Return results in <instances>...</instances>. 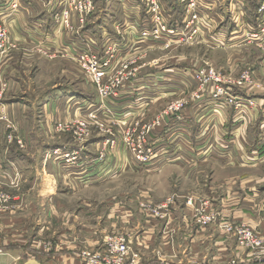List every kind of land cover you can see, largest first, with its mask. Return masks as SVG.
Returning <instances> with one entry per match:
<instances>
[{"label": "crops", "instance_id": "crops-1", "mask_svg": "<svg viewBox=\"0 0 264 264\" xmlns=\"http://www.w3.org/2000/svg\"><path fill=\"white\" fill-rule=\"evenodd\" d=\"M12 1L0 0V15L4 17L6 24L10 23L12 40L25 47H51L52 52L60 55L63 53L62 56L65 55L64 57L67 58L73 57L76 52H86L89 49L98 50L102 54L110 39L119 41L121 49L127 56L137 53L134 52L137 46L147 48L149 51L156 47L150 40L143 42L139 40L138 35L141 33L138 31L139 26H144L141 31L145 28L144 16H141L140 5L134 4L132 0H97L95 2L96 11L86 19L80 31L76 30L72 34L66 28L58 30L59 27L54 26V15L62 9L64 0H22L23 3L16 10L11 9L9 5ZM100 1L104 2L102 8L98 6ZM235 1L239 5L247 4L246 7L250 12L246 14L247 17L242 16V21L238 22L236 21L241 19V14L234 11L237 8ZM244 1L230 0V8L233 10V17L232 19L229 17L230 20H225L227 16L219 12L217 7L211 10V24L215 23L216 26L213 32L206 34L207 46L228 49L230 52H241L242 49L247 52L258 50V44L250 43L246 35L253 28L259 27L257 10H255L256 4L259 5V3L255 0L252 5L249 2L245 4ZM74 25L75 27L80 26L77 16L74 18ZM216 29H218L217 33ZM10 54L5 56L4 61H0V75L2 71L9 67L12 68L15 61L19 60L17 56L19 52ZM185 63L187 66L166 64L157 65L160 67H154L155 65L141 67L139 76L126 83L117 97L107 98L102 104L95 86L80 74L76 76L84 80V84L81 86L83 92H79V95L71 93L72 91H61V87H57L53 89L50 97L39 102L37 100L31 102L30 99L14 102L8 93H5L7 94L5 97H0L1 113L6 107L10 116H15L18 128L24 130V133L22 132L24 138L31 132L30 120L22 115L26 111L29 113L25 105L28 108L29 105L37 104V118L42 131H46L44 122L87 118L90 112L98 108L102 111L100 119L108 125L114 122L119 126L127 123L133 124L137 119H141L142 122L148 119L151 123L160 117V124L152 129L149 136L156 151L149 164L143 166L136 162L123 143L120 145V140L117 150L114 148L110 151L109 149V159L103 163V167L107 169L110 167L115 172L119 170L121 173L130 171L155 175L156 182L149 186L154 188L155 195H150V198L133 196L126 207L117 203L114 208H108V210L104 204L95 208L100 213L92 214L96 215L94 225L87 223L76 226L81 231L86 230L87 235H90L89 237L84 233L81 234L86 238L84 250L90 249L94 252L103 250L106 235L127 232L132 235L134 250L143 249V252L148 250L145 252L149 255L145 264H213L229 261L228 257L223 256V258L222 255L234 256L236 254L234 250L238 251L240 247L232 236L225 231L222 232L216 224L207 226L195 224L194 208L181 200L182 197L187 198L191 194L194 197L190 198H193L198 206L203 199H208L212 208L217 209L222 218L234 222L249 221L253 230L264 237V194H262V189L259 191L258 188L252 187L257 183H264V176L258 181L248 174L259 166L264 167V136L262 139V134L256 135L258 131L255 129L258 121L261 124L260 128L264 127V91L262 89L260 91L258 87L241 90L242 95L252 97L259 103L256 108L246 109L242 113L234 111L231 107L217 104L211 100L208 93L202 99L188 98L192 90L191 86L195 82L193 73L189 72L188 62ZM260 64L264 68V61ZM259 65L254 67L256 72ZM262 67L261 70H263ZM68 79L71 82L77 81L72 80L71 77ZM178 94L180 99L186 101L185 106L180 112L168 111L170 101ZM21 104L24 108H21ZM107 109H110L111 113H108ZM145 112L148 117H145ZM4 133L5 130L2 129L1 135ZM119 133L105 137H114L118 140V137H121ZM258 138L262 141H257ZM104 141V139L97 138L92 140L91 144L89 143L93 148L90 150L87 148V152L96 150L97 153L90 156L85 153L86 161L89 160L87 165L97 168L99 160L93 158L97 157ZM70 145L69 148L74 146L73 149L78 148L76 143ZM64 148V151L69 150ZM58 156L62 158V155H54L52 152L49 160L51 175L57 174L58 177L55 186L62 181L70 182V178L78 182L81 178L72 174V171L76 173L78 168L67 163H63L61 167L57 161ZM259 158L261 161H258ZM9 165L10 163L4 167H9ZM0 167H2L1 162ZM207 169H211L214 174L210 184L202 178ZM175 172L179 175L173 176ZM91 176L86 183L90 187L102 185L112 179L107 178L101 181L94 180L96 178ZM158 182L165 184L164 191L161 187L155 186ZM195 182L200 190L204 191L205 186H210L211 191L204 195L194 191H188L185 195L178 193V197L173 199L170 207L168 204L167 208L159 211V214H153L150 210L146 212L140 208V202L145 201L158 209L171 198L169 192L175 184L178 187L179 184L182 186L192 184L193 186ZM44 183V177H42L38 182L42 190H44ZM176 189L180 192L179 188L176 187ZM239 189L244 191V197L240 196ZM157 191L158 195H156ZM252 194L261 195L263 199L255 204ZM82 199L86 202L90 200L87 205L92 207L90 209L92 211L94 209L92 199L94 198ZM105 210L106 213H103ZM74 220H77V216ZM68 249L69 258H60L59 264H83L78 258L80 251L74 252V249H77L76 246L74 249ZM156 253H164V256H172L175 259L169 263H163ZM74 256L77 257L74 258ZM145 257L147 256H144V259ZM12 261L10 256H0V264H11ZM257 263L264 264V262Z\"/></svg>", "mask_w": 264, "mask_h": 264}, {"label": "rangeland", "instance_id": "rangeland-1", "mask_svg": "<svg viewBox=\"0 0 264 264\" xmlns=\"http://www.w3.org/2000/svg\"><path fill=\"white\" fill-rule=\"evenodd\" d=\"M17 1L19 5L16 9H19L20 4L23 2L22 0ZM102 2L103 1L98 2V6L101 8L104 5V2ZM235 2L237 3V1ZM244 2L245 4L249 2L253 5L255 0H245ZM262 2H264V0H257L259 6L262 4ZM9 5L11 9H13L12 2H10ZM230 5V0H218L217 10L222 12L224 16H227L225 20H228L229 17L232 19L233 17V10H231ZM246 5H239L237 3V8L234 9V11L238 12L239 15L241 14V19L239 21H242V16L247 17L246 14L250 13L248 11L249 8L246 7ZM63 8L64 6L62 9ZM224 11L226 12L224 13ZM0 18L3 26L7 29L11 40L12 35L10 30L11 27L9 25L10 23L6 24L4 17L1 15ZM215 26L216 24L214 23L213 27L215 28ZM143 27L144 26H139L138 31L141 32ZM213 27L210 25V30L207 32V34H210V32L214 31ZM76 30L80 31L81 25H78L73 31H70L71 34L76 32ZM217 30L218 29H216V33ZM11 41L16 43V48L10 49L5 54L1 55L0 61H4L5 56L9 53L14 54L15 52L20 53L17 55L19 56V60L15 61L16 63L12 66V68L9 67L7 70L2 71L0 75V97L3 98L7 95L5 93H8V96H11L12 101L14 102H23L27 99H30L31 102H35L36 100L39 102L44 98L50 97L53 89L57 87H61V91H72L71 93H76L75 95H79V92H83L81 90V86L84 84V80L82 81L76 76L83 74L78 63H76L74 60L64 57L65 55L62 56L63 53L60 55L57 52H52L51 47H44V50L48 51L45 52L39 50L38 47H25L19 45L15 40ZM151 43L152 45L154 44L156 46L151 51H149L147 48L143 49L141 46H137L134 49V52L137 53H132L127 56L128 59L130 58L129 62H133L134 60L131 65L132 67L142 66L144 68L146 66L154 65V67H160L166 64H185L187 66V63L185 62H188L190 73H193L197 68H202L203 66L214 68L224 78V80H228L230 78L237 83L241 82V76L243 72L249 68H252L251 72L249 73L250 82H247L246 86H248V84H254V87H258L260 91H264V68L260 64L264 61V49L260 47H258L259 52L258 50L254 52H247L245 49H242L241 52H230L228 49L224 48H211L204 42L179 45L175 44L170 47H165L158 41L151 40ZM122 55H125V52ZM258 65V71L256 72L254 67H257ZM261 67L263 70H261ZM150 68L152 69V67ZM69 77H71L72 80L77 81L71 82L68 79ZM69 85H72L73 87L68 88L67 86ZM194 85L191 86L192 90L196 89V84ZM244 89L246 90L245 86L242 90ZM192 90L188 94V98H193ZM179 99L180 97L178 94V96L173 98L170 103H173ZM29 107L27 108L25 105V109L28 110L29 113L26 111L24 114H22L24 118L30 120L31 124V132L28 133L26 138L22 136L24 130H22L20 127L18 128V124L15 121V116H10L6 107L3 112L4 114L1 113L0 110V162L2 163V167H0V245H2L0 248V256H10L13 260L11 264H27L28 262L31 264H59V260H61L60 258H69L68 248L74 249L76 246L77 249H74V252L78 253V251H80L78 258L83 262V264H87L82 253L84 251H89L90 249L84 250L86 238L81 236V234L84 233L87 235L88 233H86V230L81 231L79 228L77 229L76 226L87 223L88 225H94V219L96 218V215L100 213L99 211H96L95 208H99L101 204H104L108 210V208H114L117 203H120L121 206H128V203L131 202L130 200L133 199V196H135V198H138V196L139 198H150V195H155L154 188L149 187L151 184L156 182L154 177L155 175L145 172L134 173L130 171L121 173L119 170L115 172V170L111 169L110 167L108 169L107 167H103V163L106 161V159H109V149L110 151L114 148L117 150L119 140L121 142L120 145L123 143V145L126 147V142L123 141L122 132H132L135 122L133 124L127 123L126 125L122 126L116 125L114 123L108 125V123H104L101 120H90L88 118L89 114L91 113L90 112L87 115V118H76L73 120L68 119V121L74 122V126L70 127V129H64L63 127H60V124L64 126L65 123L68 122L67 120L53 122L50 120L51 125L48 121L44 122L46 131H42L40 128L39 119L37 118V104L32 106L29 105ZM1 108H3V106H1ZM21 108H24L22 104ZM13 111L15 112L14 109ZM94 111H97V109ZM145 113V117H148L147 112ZM83 121L93 122L90 129L86 130V132L88 131L90 133L89 137L86 139L79 138V134L77 133V131H80L78 130V127H82V124H85ZM149 122L147 119L145 122L141 123L143 125L148 124ZM260 125L261 124L259 121L255 125V129L258 131L256 135L262 134L261 138L263 139L264 127L261 126L260 128ZM2 129L3 131L5 130V133L1 135ZM142 129L143 127H141V130ZM108 130H110L112 133L120 132L119 135H121V137H118V140H116L113 147H111V145H107L106 147L105 145V142L108 138L105 136L111 135L109 134ZM82 135L86 134L82 133ZM75 136L77 137V140H75ZM97 138L104 139L105 141L102 143V148L100 151H98L97 157L93 158L95 160H99L96 168L95 166L93 167L87 165L89 160L86 161L85 153L89 156L97 153L96 150H93V152H87V148L89 150L93 148L90 146V142ZM260 140L261 139L259 138L257 139V141ZM71 143L80 144V147L76 146L78 147L76 149H73L75 146L69 148ZM65 146H67V148H64ZM63 148L69 149L67 151H79L80 156H78L77 160L73 161L74 166H76L78 169L76 170V173L73 170L72 174L81 179L78 182H75L72 178H70V182L62 181L57 184V186H55L57 180L56 178L58 177L57 174L55 176L51 175V170H49L51 169L49 166V160L52 152H54L56 149L63 150ZM102 150H105L104 157L100 156V152H102ZM64 159V156H62V158L61 156L57 157V161L61 164V167L63 166V163H66V159ZM258 161H261L260 158ZM9 163V167H4V165L6 166V164ZM88 166L90 168H88ZM251 172L252 173L249 172L248 174L260 181V177L264 176V167L259 166ZM177 175H179L177 172L173 174V176ZM213 175V171L211 169H207L202 175V178L206 179L210 184L212 182L211 178ZM89 176L96 178L94 180L101 181L105 179L107 180V178L112 179L107 180L102 185L98 184L95 187H90V185L86 184L89 181ZM42 177H44L45 182L44 190H42L41 185L39 186L38 184ZM164 185L165 184L163 182H158L155 186L161 187L164 191ZM176 187L180 189V192L176 189ZM252 187L258 188L259 191L262 189V194H264V183H257ZM56 188H58V190ZM205 188L207 191L200 190V188L196 186V182L193 186L192 184L187 186H182L179 184L178 187V185L175 184V187L170 189L171 192H169V195H171L173 202V199L178 197V193L185 195L188 191H194L200 192L202 195H204L211 191L210 186H205ZM238 191L239 194H241L240 196H245L243 190L239 189ZM158 193L159 192L157 191L156 195H158ZM254 194H252L254 203H260L263 198H261V195L255 196ZM192 196L193 195L191 194L188 195L187 198L182 197L181 200L183 203L185 202V204L188 205L187 201ZM87 197L94 198L92 199V205L95 211L94 209L90 211L92 207H88L87 205L89 204L90 200L86 202L84 199H82ZM203 201L208 202V199H203ZM172 202L168 207H170ZM148 204L149 202L141 201L140 208L146 212L152 209L151 212L153 213V209L155 208H148ZM83 206L86 208L85 210ZM192 208H194L193 219L195 224L200 226V223L197 222L196 218L198 203L195 204L194 200ZM162 209L164 208L158 207V211H161ZM93 213H96V215L94 214L93 216ZM103 213H106V210ZM76 216L78 221L74 220L76 219ZM215 222L216 223L214 224L217 226L223 225V223H235L237 225L246 224L252 228V224L249 221H228L222 218L221 214L219 217H217ZM211 224L213 223H207V225ZM221 231L223 232L224 230L221 229ZM118 234H126L127 237H129V245L132 251L138 255V257L135 259V263H133V260H131V255L128 259H126L125 264H145V260L147 261L149 256L145 252L148 250L146 249L143 252V249H141L143 254L140 250H134L131 240L132 235L130 233H110L106 235V239ZM227 234L232 236V238H234L237 242L235 234ZM87 236L90 237V235ZM237 245L240 247V249L238 251H236V249L234 250L236 253L235 255L233 254L234 256H227L226 254L222 255V257H228L229 261H220L219 263L213 264H258L257 262H252L253 260H257V256L255 255L256 250L248 247H241L238 242ZM80 246L82 248H80ZM103 250H105V248ZM103 250H99L97 252H101ZM144 256L147 257L144 259ZM156 256H159L161 262L163 263H169L175 259L172 256H164V253H156ZM75 257L77 256H74V258ZM113 260H111V262ZM103 264L109 263L104 262Z\"/></svg>", "mask_w": 264, "mask_h": 264}, {"label": "built area", "instance_id": "built-area-1", "mask_svg": "<svg viewBox=\"0 0 264 264\" xmlns=\"http://www.w3.org/2000/svg\"><path fill=\"white\" fill-rule=\"evenodd\" d=\"M144 1L146 15L144 16L143 24L145 28L139 34L140 36L138 35L140 41H158L165 47L195 42L206 43V34L210 30V25H212L210 12L217 7L218 0H180V3L184 5L185 15L182 23L176 25L169 23L171 19L169 14L170 8L165 0ZM18 5L17 0L12 1L13 9H16ZM95 11V0H64V8L54 15V26L59 27L58 30L65 27L66 30L73 31L75 29L74 18L77 16L81 28H83L86 19ZM257 13L259 27L253 28L246 37L250 43H257L260 48L264 49V2L259 6ZM11 40L0 18V56L8 50L16 48V43ZM38 49L45 51L43 46L38 47ZM123 53L121 43L117 40L113 41L110 39L102 54L98 50L94 51L89 49L86 52H76L73 57H70L78 63L83 76L95 86L101 104L107 98L117 97L126 83L139 76L138 73L142 66L132 67L131 65L134 60L133 62H129L130 58L125 57L127 55H122ZM251 70L252 68H249L244 71L241 76V82L237 83L230 78L224 80L214 68L204 66L197 68L193 72L196 89H193L192 97L202 99L208 93L212 101L225 107H231L234 111L240 113L246 109L256 108L258 105L256 99L240 93L244 86L246 89L254 88L255 86L254 84H248L246 86L247 82H250L249 73ZM185 103V100L179 99L169 105L168 111L180 112L185 106ZM99 111L102 113L100 108H98L97 111L91 112L88 118L93 121H100ZM107 112L111 113V110L107 109ZM83 122L85 124H82V127H78L80 131H77V133L79 134V138L86 139L90 135L86 130L90 129L93 122ZM141 122V120L137 119L132 132H123V141L126 142V148L133 155L134 160L141 165H147L156 154L149 136L152 129L160 124V117L148 124L142 125L143 122ZM114 124L116 123L114 122ZM72 126H74V122L72 121L66 122L64 126L60 124V127L64 129H70ZM141 127H143L142 130ZM108 132L112 136L116 134L110 132V130ZM82 133L86 135H82ZM75 140H77L76 136ZM115 142L116 139L111 137L106 140L105 145L106 147L107 145L113 147ZM77 145L80 147V144ZM60 150L56 149L54 154L64 156L67 164L74 165L73 161L77 160L78 156H80L77 150ZM100 153L101 157L105 156V150H102ZM193 200V198H190L187 204L192 206ZM166 202V204H162L159 208H167V205L172 202V199L169 198ZM147 207L152 208L150 204ZM153 211L154 214H159L158 209H153ZM219 215L220 212L214 210L210 202L207 201H201L198 210H196V218L200 226H205L208 222L216 223L215 221ZM218 227L227 233L235 234L237 242L241 247L256 250V262H264V237L256 233L246 224L223 223V225H219ZM104 248L105 250L101 252L84 251L82 255L86 259L87 264H103L104 262L109 264H125L126 259L131 255V260L135 263V259L138 257L132 251L129 245V237L126 234L108 237L105 241ZM111 260L113 261L111 262Z\"/></svg>", "mask_w": 264, "mask_h": 264}, {"label": "trees", "instance_id": "trees-1", "mask_svg": "<svg viewBox=\"0 0 264 264\" xmlns=\"http://www.w3.org/2000/svg\"><path fill=\"white\" fill-rule=\"evenodd\" d=\"M96 1L97 0H95V2ZM132 1L134 2V4L141 5L140 7H141L142 15L145 16L146 12H145L144 0H132ZM165 1L167 2L168 7L170 8L169 14L171 16V19L169 20V23L171 25H176L178 23L181 24L185 15L184 5L180 3V0H165ZM258 7L259 5L256 4L255 10H258Z\"/></svg>", "mask_w": 264, "mask_h": 264}, {"label": "water", "instance_id": "water-1", "mask_svg": "<svg viewBox=\"0 0 264 264\" xmlns=\"http://www.w3.org/2000/svg\"><path fill=\"white\" fill-rule=\"evenodd\" d=\"M27 264H31L30 262H28ZM36 264H40V263H36Z\"/></svg>", "mask_w": 264, "mask_h": 264}]
</instances>
